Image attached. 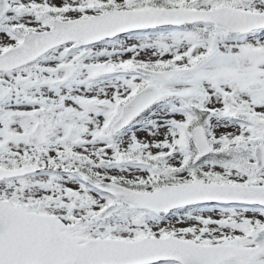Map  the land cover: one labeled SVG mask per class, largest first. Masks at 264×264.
Wrapping results in <instances>:
<instances>
[{
    "label": "snow or ice",
    "instance_id": "obj_1",
    "mask_svg": "<svg viewBox=\"0 0 264 264\" xmlns=\"http://www.w3.org/2000/svg\"><path fill=\"white\" fill-rule=\"evenodd\" d=\"M0 264H264V0H0Z\"/></svg>",
    "mask_w": 264,
    "mask_h": 264
}]
</instances>
